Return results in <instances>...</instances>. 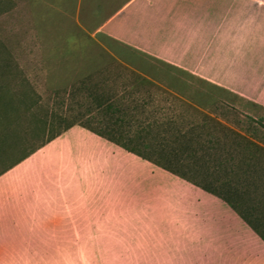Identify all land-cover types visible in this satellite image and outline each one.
I'll list each match as a JSON object with an SVG mask.
<instances>
[{
    "label": "rangeland",
    "instance_id": "obj_1",
    "mask_svg": "<svg viewBox=\"0 0 264 264\" xmlns=\"http://www.w3.org/2000/svg\"><path fill=\"white\" fill-rule=\"evenodd\" d=\"M128 1L0 0V173L71 122L102 131L117 122L109 130L118 139L163 163L183 150L175 135L187 131L198 157L179 152L174 168L212 186L219 177L239 183L248 168L239 204L264 233V107L110 36L104 23ZM205 149L224 152L223 162ZM128 156L134 170L103 178L104 207L112 200L104 232L59 233L49 249H0V264L260 263L191 260L198 252L184 246L207 254L201 248L216 241V214L239 213L192 181Z\"/></svg>",
    "mask_w": 264,
    "mask_h": 264
},
{
    "label": "crops",
    "instance_id": "obj_2",
    "mask_svg": "<svg viewBox=\"0 0 264 264\" xmlns=\"http://www.w3.org/2000/svg\"><path fill=\"white\" fill-rule=\"evenodd\" d=\"M103 27L137 50L264 107V0H129ZM121 149L75 124L2 171L0 249H49L59 233L104 232L112 200L104 207L103 178L120 168L134 170L130 152ZM223 211L216 214L222 218L216 241L201 248L207 254L184 246L186 253L198 252L191 260L264 264V240L248 232L240 216Z\"/></svg>",
    "mask_w": 264,
    "mask_h": 264
},
{
    "label": "trees",
    "instance_id": "obj_3",
    "mask_svg": "<svg viewBox=\"0 0 264 264\" xmlns=\"http://www.w3.org/2000/svg\"><path fill=\"white\" fill-rule=\"evenodd\" d=\"M103 104L104 103H102V102L99 103L100 107L103 106ZM106 108H109V109H112V110H116V111L119 109L118 106L115 103H113V102H108V105L106 106ZM75 124H80V125L88 128L89 130L93 131L94 133H96V134H98V135H100L102 137L107 138L108 140H111V141H113V142L121 145L126 150H128V151H130L132 153H135V154L141 156L142 158H145L147 160H150V161H152V162H154V163L162 166L163 168H165V169H167V170H169V171H171V172H173V173H175L177 175H180L183 178H186V179L192 181L194 184L200 186L204 190H206V191H208L210 193H213V194L219 196L224 201H226L233 209H235L239 213V215L247 222V224L249 226H251L252 229L255 232H257L260 235V237L264 240V233H262L260 231V229L258 228V226L252 220L251 216H249L251 214L249 212L246 213L247 211L246 212L244 211L243 204H239V201L241 202V200H242L241 197H240V195L243 193L241 191L242 190L241 186L250 177L249 169L248 168H246V167L243 168V169L241 168L242 170L240 172V175L242 174V177H241V180L239 181V183L234 182L230 178H228V179L226 178V180L224 182H222V177H219L216 180L214 179L213 186L210 185V184H206V183H203V182H199V181L195 180L194 178H189L185 173L180 172L179 170H177L176 168H174V166L172 165V163L175 162L174 160L178 161L179 158H176V156L179 154V152L184 153V151L187 152V150H188L189 153L192 154V156L198 157V152L194 148V146L192 145L193 141H196V138L193 137V136H188V132L187 131H180V130H178L177 131L178 133H176V135H175L176 138L180 139L179 140L180 142L182 141L181 143H184L183 150H180V151H177L175 149L172 150L169 153H171L173 155V157H171V158L170 157L169 158L167 157V161L168 162L167 163H163V162H161L159 160L152 159L147 154H145L143 151H141L139 148H136V147L132 146L130 143L118 139L116 137V135L114 134V131L115 130H112V131L109 130L111 128H115L114 126L117 124V122L116 123L113 122V124H111L110 126H108V130L107 131H102L100 129H96V128H94L90 124H82V123L71 122L67 126H65L63 129L59 130L53 136H51L45 143H47L48 141L54 139L55 137H57L58 135H60L63 131H65L66 129L70 128L71 126H73ZM45 143H43L42 145H44ZM42 145H40L39 147H41ZM37 149H35V150H37ZM34 151H32V152H34ZM206 151H207V149H205L204 155L205 154H207V155L212 154L211 152L208 151L209 153H207ZM223 154H224V152H221L220 153V152H218L216 150V151L213 152L212 155L217 159L218 162L219 161L223 162V158H224V155ZM25 157H23V158H25ZM215 158H213V159H215ZM218 168L221 169V167H218ZM209 171H210V167H207V169H206L207 174H208ZM225 172H226V170H225ZM240 184H241V186H240ZM238 197H240L239 199H241V200H239Z\"/></svg>",
    "mask_w": 264,
    "mask_h": 264
}]
</instances>
